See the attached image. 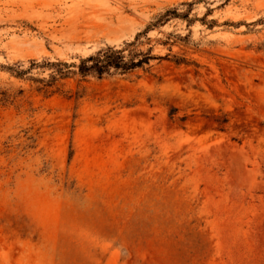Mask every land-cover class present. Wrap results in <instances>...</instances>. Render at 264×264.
<instances>
[{
    "label": "rangeland",
    "instance_id": "374dc122",
    "mask_svg": "<svg viewBox=\"0 0 264 264\" xmlns=\"http://www.w3.org/2000/svg\"><path fill=\"white\" fill-rule=\"evenodd\" d=\"M0 264H264V0H0Z\"/></svg>",
    "mask_w": 264,
    "mask_h": 264
},
{
    "label": "trees",
    "instance_id": "16d2710c",
    "mask_svg": "<svg viewBox=\"0 0 264 264\" xmlns=\"http://www.w3.org/2000/svg\"><path fill=\"white\" fill-rule=\"evenodd\" d=\"M170 13L176 14L177 12L175 10H167L165 12L166 15ZM145 32H137L132 40L123 42L121 46L106 45L101 47L87 56L80 57L78 62L68 63L59 59L54 61L31 59L27 68H22V64L19 62L3 67L17 77H22L33 67L50 69L48 79L29 77V79L43 82L39 89L45 90L54 81L70 75H79L81 77L91 75L102 78L113 74L124 75L139 68L147 70L151 66L152 61L162 59L163 56L154 54L152 46H148L146 49L140 48L143 43L141 37L145 36ZM146 39L149 40L148 37ZM175 61H179V58L175 59Z\"/></svg>",
    "mask_w": 264,
    "mask_h": 264
}]
</instances>
